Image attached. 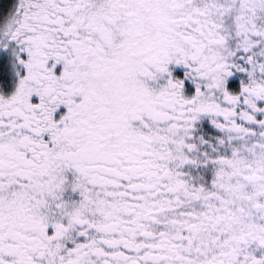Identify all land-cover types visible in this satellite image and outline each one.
<instances>
[{
	"label": "snow or ice",
	"instance_id": "obj_1",
	"mask_svg": "<svg viewBox=\"0 0 264 264\" xmlns=\"http://www.w3.org/2000/svg\"><path fill=\"white\" fill-rule=\"evenodd\" d=\"M0 264H264V0H0Z\"/></svg>",
	"mask_w": 264,
	"mask_h": 264
}]
</instances>
